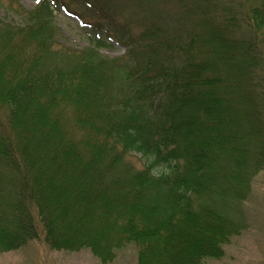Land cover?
I'll use <instances>...</instances> for the list:
<instances>
[{
	"label": "trees",
	"instance_id": "16d2710c",
	"mask_svg": "<svg viewBox=\"0 0 264 264\" xmlns=\"http://www.w3.org/2000/svg\"><path fill=\"white\" fill-rule=\"evenodd\" d=\"M86 2L124 55L98 35L57 48L55 0L0 18V253L43 240L104 264L129 245L137 264L225 257L264 171V0H175L138 34Z\"/></svg>",
	"mask_w": 264,
	"mask_h": 264
},
{
	"label": "rangeland",
	"instance_id": "374dc122",
	"mask_svg": "<svg viewBox=\"0 0 264 264\" xmlns=\"http://www.w3.org/2000/svg\"><path fill=\"white\" fill-rule=\"evenodd\" d=\"M15 3L32 9L40 5L42 0H13ZM49 1V0H48ZM53 5L55 24L58 26V46L84 49L90 45L93 35L105 38L107 45L100 47L101 53L110 56H122L126 47L113 38L108 32V25L97 28L95 22L98 15L96 9L92 13L86 0H55ZM175 0H100L107 5L117 24L126 25L134 34H138L154 18L162 24L170 22L174 13ZM11 0H0V18L18 21L19 16L12 11L7 12L6 6ZM136 21V22H134ZM151 22V21H150ZM112 37L113 39H111ZM137 168H143L144 159L139 154L128 157ZM247 200L242 205L246 217L247 228L240 235L232 238L225 246L226 255L221 259H210L206 264H264V171L253 180L252 189L247 193ZM235 214L237 210L233 208ZM232 211V216H233ZM43 237V236H42ZM0 264H104L90 250L79 252L54 251L43 240H32L16 251L0 253ZM108 264H137V250L129 245L118 253L115 261Z\"/></svg>",
	"mask_w": 264,
	"mask_h": 264
}]
</instances>
